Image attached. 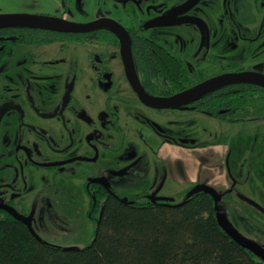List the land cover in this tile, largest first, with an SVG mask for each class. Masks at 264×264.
Masks as SVG:
<instances>
[{"label": "flooded vegetation", "instance_id": "obj_1", "mask_svg": "<svg viewBox=\"0 0 264 264\" xmlns=\"http://www.w3.org/2000/svg\"><path fill=\"white\" fill-rule=\"evenodd\" d=\"M128 1H135L137 4L132 5L138 7L137 5H142L147 0ZM190 1L192 0H168L154 16L144 18H134L129 11L121 15L120 19L100 13L88 22L71 20L67 10L55 16L30 15H42L78 24L104 20L119 24L129 36L137 78L145 94L151 98L171 97L227 73L255 72L264 75V58L258 56L248 63L258 61L262 65L260 69L253 70L244 64L234 70L225 66L219 74L191 85L189 69L202 68L207 53L201 54V51L194 50L191 54H184L183 59L161 41L144 33L147 28L192 24L194 30L186 26L189 37H196L192 33L198 30L202 37L208 35L210 41L207 22L194 12L202 0H194L197 2L179 13ZM235 1H239L240 6L237 15L247 22L248 30L255 33L252 38L247 36L246 39L249 42H258L261 23L264 21V0ZM183 17L195 18V22H179ZM45 38L47 41H42ZM0 40V71L7 60L17 57L30 60L28 68L38 73L34 71L36 68L32 63H37L39 57L49 53V69L42 70L49 74L44 99L25 100L28 109L0 112V140L3 134H6L14 145L12 154L6 161L0 160V222L9 219L24 225L30 232L28 225L15 214L27 218L36 231L40 224L49 222V218H53L57 213L54 205L57 199L54 196L55 189L62 192L72 189L76 196L88 198L90 203L87 216L98 225L110 197L143 204L162 203L166 199L176 203L174 197L177 194H183L185 199L198 185L211 186L204 183L194 184L185 193L171 190L175 183L169 181V170L161 157V148L167 143L186 145L189 142L181 138L175 140L177 117L161 120L156 117L158 112L184 110L198 113L210 119L211 123L218 124L215 125L216 128H222L223 131H231L232 126L249 120H257L248 119V115L256 111L264 115V87L245 80L231 81L211 90L214 93L219 90L226 94L235 91L239 93L242 105L232 118L215 117L212 112L192 109L211 91L183 108H156L147 104L141 99L129 78L121 34L118 29L108 24L80 31L0 27ZM81 45L86 47V51H80L83 49ZM61 51L64 58L57 60ZM158 51L166 53L186 69V89L175 90L180 84L179 73L175 72L171 63H161L160 57L163 58L164 55ZM158 67L169 70L167 72ZM56 80L59 81L58 85L54 84ZM246 96L249 97L248 102H245ZM229 110L225 107L222 112L230 113ZM165 123H168L170 129L164 135L158 129L163 130L161 126ZM232 153L231 149L230 157ZM257 157L264 160V152L258 153ZM143 161H146V164L140 167ZM135 165L140 166L139 171L133 173L134 177L146 184L142 183L134 197H121L112 188V177L128 175ZM260 169L255 161L251 167L254 173L252 182L264 185V175ZM233 178L234 185L231 189L221 190L212 186L221 194L220 201L232 198L243 211H254L253 214L258 211L264 221L263 196H258L257 190H254L256 200L246 196L247 194L238 196L237 189L242 190L249 183L238 181L234 173ZM150 182L152 186L147 185ZM253 187L255 189V186ZM219 202H216L217 213H224L218 208ZM227 217L232 223L228 215ZM233 226L239 231L235 224ZM240 234L242 235L241 232ZM32 235L35 236L33 233ZM37 236L40 238L35 236L37 239L46 242L42 235ZM242 236L258 243L245 235Z\"/></svg>", "mask_w": 264, "mask_h": 264}, {"label": "rangeland", "instance_id": "obj_2", "mask_svg": "<svg viewBox=\"0 0 264 264\" xmlns=\"http://www.w3.org/2000/svg\"><path fill=\"white\" fill-rule=\"evenodd\" d=\"M167 2L168 0H147L142 5L135 7L132 4L137 3L128 0H0V14L27 13L55 16L61 15L67 10L71 20L88 22L100 13L120 19L121 15L123 16L126 14L125 12L129 11L134 18H144L154 16ZM239 7V1L235 0H202L195 7L194 12L201 15L208 24L210 41L208 35L202 37L198 30L192 33L196 37H189L186 26H190L194 30L192 24L167 28H147L144 29V33L161 41L183 59L184 54H191L194 50L201 51V54L207 53L206 58L203 59L202 68L189 69L191 85L219 74L225 66L234 70L244 64L253 70L260 69L262 66L260 62L248 63V61L257 59L258 56L264 58V21L261 23L259 41L249 42L246 37L252 38L255 33L249 31L246 27L247 22L237 15ZM85 48L83 47L82 50L79 48V50L86 51ZM62 52L57 60L64 58ZM29 63L30 60L17 57L4 63L3 69L0 71V112L28 109L29 106L28 103L25 104V100L34 98L40 101L41 98L44 99L45 91L48 89L49 74L42 70L49 69V53L39 57L37 63L31 62L35 65L36 70L34 71H38V73H34L32 69L28 68L30 67ZM54 84L58 85L59 81L56 80ZM258 113L259 111H256L248 115V119L256 118L257 120H249L232 126L229 131L233 150L230 165L233 173L238 181L249 183L244 189L235 191L238 196L247 194L246 196L253 200H256V194L264 198V185L256 183L255 185L252 182L254 173L251 170L256 161V164L261 167V174L264 175V160L257 157L258 153L264 152V115ZM156 117L165 121L177 117L175 140L181 138L190 144L196 142V144L206 145L213 138L215 132L218 133V130L211 127L218 124L211 123L210 119L198 113L184 110L160 111ZM156 127L158 128V126ZM161 127L163 130L160 128L158 130L164 135L170 129L168 123ZM10 142V138L3 134L0 140V160L2 161H6L12 154L14 145ZM145 164L146 161H143L139 166L142 167ZM139 166L135 165L134 170L128 175L112 177V188L121 197H134L142 183L146 184V182H140L133 175L136 170L139 171ZM147 185L152 186L151 182ZM254 190H257L256 194H254ZM55 191L56 195L54 196L57 199L54 202L56 209L54 210L57 213L53 218H49V222L40 224L35 232L42 235L47 244L57 247L83 248L89 245L95 238L97 223L91 221L87 216L90 203L88 198L76 196L72 189L63 192L60 189H55ZM174 198L176 203H180L184 200V195L177 194ZM218 208L229 216L242 235L257 241L264 247V221L261 220L257 210V214H253L254 211H243L237 206L234 199L229 197L221 200Z\"/></svg>", "mask_w": 264, "mask_h": 264}, {"label": "trees", "instance_id": "obj_3", "mask_svg": "<svg viewBox=\"0 0 264 264\" xmlns=\"http://www.w3.org/2000/svg\"><path fill=\"white\" fill-rule=\"evenodd\" d=\"M158 52L164 55L161 63H171L179 73L180 84L175 90L186 89V69ZM238 94L211 91L192 109L232 118L242 105ZM248 100L246 96L245 102ZM225 107L230 113L222 112ZM0 264H264V258L223 229L214 198L197 192L180 203L166 199L143 204L110 197L95 238L83 248L47 244L24 225L5 219L0 222Z\"/></svg>", "mask_w": 264, "mask_h": 264}, {"label": "water", "instance_id": "obj_4", "mask_svg": "<svg viewBox=\"0 0 264 264\" xmlns=\"http://www.w3.org/2000/svg\"><path fill=\"white\" fill-rule=\"evenodd\" d=\"M197 1H190L185 7L179 11V13L187 10L191 5H193ZM169 18V17H168ZM168 18H165L167 20ZM195 22V18L191 17H183L180 19L179 22ZM102 24H108L116 29L119 30L122 40H123V53L124 58L127 65V72L129 78L135 87L136 91L139 93L141 99L145 101L147 104L156 107V108H183L207 92L211 91L212 89L226 84L231 81L236 80H245L253 82L257 85L264 87V75L255 72H238V73H227L221 76H217L211 78L203 83H200L192 88H189L181 93L173 95L171 97L155 99L147 96L142 88L136 74V70L133 64L131 46H130V39L126 32V30L111 20H104L99 22H94L90 24H78L72 22L61 21L53 18H49L42 15H30V14H0V27H32V28H40V29H47V30H55V31H80V30H88L97 28ZM204 191L215 199L218 203L221 199V194L212 186L208 185H198L194 189H192L187 197L192 196L197 192ZM15 216L25 222L31 232L37 237V234L33 230L30 221L27 218L19 214H15ZM217 219L219 224L225 229L239 244L243 247L251 250L255 254L259 255L260 257L264 258V248L261 247L258 243L251 241L240 234V232L233 226V224L228 219L227 215L221 212L217 213ZM40 239V238H39Z\"/></svg>", "mask_w": 264, "mask_h": 264}, {"label": "crops", "instance_id": "obj_5", "mask_svg": "<svg viewBox=\"0 0 264 264\" xmlns=\"http://www.w3.org/2000/svg\"><path fill=\"white\" fill-rule=\"evenodd\" d=\"M211 127L218 133L215 132L206 145L195 142L186 145L167 143L161 148V157L169 170V181L175 183L171 190L185 193L192 185L199 183L221 190L231 189L234 185L229 160L232 149L229 131Z\"/></svg>", "mask_w": 264, "mask_h": 264}]
</instances>
